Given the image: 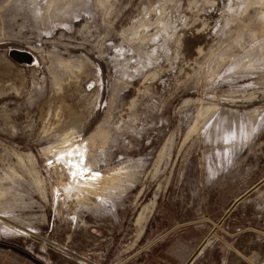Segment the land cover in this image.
<instances>
[{
	"label": "rangeland",
	"instance_id": "rangeland-1",
	"mask_svg": "<svg viewBox=\"0 0 264 264\" xmlns=\"http://www.w3.org/2000/svg\"><path fill=\"white\" fill-rule=\"evenodd\" d=\"M200 196L264 262V0H0V243L54 264Z\"/></svg>",
	"mask_w": 264,
	"mask_h": 264
},
{
	"label": "crops",
	"instance_id": "crops-1",
	"mask_svg": "<svg viewBox=\"0 0 264 264\" xmlns=\"http://www.w3.org/2000/svg\"><path fill=\"white\" fill-rule=\"evenodd\" d=\"M258 186L260 184L238 195L231 205L240 199L232 208L230 205L225 212L211 219L221 221L232 215ZM188 203L161 201L151 209L132 240L124 238L121 241L119 238L121 243L118 244L115 240L106 242L100 238L99 241L105 243L96 242L92 249H71L69 254L61 253L54 264H243L227 239L236 238L245 229L240 231V227L232 226L234 231L218 235L213 226L205 224L202 197L192 201V205L191 201ZM262 237L264 239V235ZM59 246L61 252L69 251L66 246ZM0 264H50V261L11 243H0Z\"/></svg>",
	"mask_w": 264,
	"mask_h": 264
},
{
	"label": "water",
	"instance_id": "water-1",
	"mask_svg": "<svg viewBox=\"0 0 264 264\" xmlns=\"http://www.w3.org/2000/svg\"><path fill=\"white\" fill-rule=\"evenodd\" d=\"M8 54L12 59L20 63H30L32 61L30 54L23 50L10 49ZM239 199L233 202L231 208L236 204L237 201H239ZM231 208L228 210V212L231 210Z\"/></svg>",
	"mask_w": 264,
	"mask_h": 264
},
{
	"label": "snow or ice",
	"instance_id": "snow-or-ice-1",
	"mask_svg": "<svg viewBox=\"0 0 264 264\" xmlns=\"http://www.w3.org/2000/svg\"><path fill=\"white\" fill-rule=\"evenodd\" d=\"M68 155H69V157L72 155V153L70 152V153H68ZM82 162H83V157H81V161H80V164H76V163H74L71 159H69L68 161H67V164H68V166L69 167H74V168H80L81 167V165H82ZM82 171H88L87 169H83ZM76 173L75 172H73L72 173V175H75ZM94 176L95 175H99L98 173H95V174H93Z\"/></svg>",
	"mask_w": 264,
	"mask_h": 264
},
{
	"label": "bare ground",
	"instance_id": "bare-ground-1",
	"mask_svg": "<svg viewBox=\"0 0 264 264\" xmlns=\"http://www.w3.org/2000/svg\"><path fill=\"white\" fill-rule=\"evenodd\" d=\"M23 51H25V50H23ZM25 52L30 54V52H28V51H25ZM30 57H31V59H33L31 54H30ZM92 179L95 180L94 182H96V181L99 182V189H101V190L105 189L104 186H103L104 177L101 178V179H100V177H96V178H92ZM88 187H91V186H88Z\"/></svg>",
	"mask_w": 264,
	"mask_h": 264
}]
</instances>
